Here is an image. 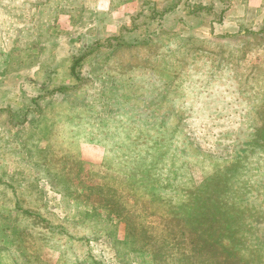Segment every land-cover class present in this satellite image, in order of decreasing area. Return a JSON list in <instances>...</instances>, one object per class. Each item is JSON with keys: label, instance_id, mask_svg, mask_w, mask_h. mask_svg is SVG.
Listing matches in <instances>:
<instances>
[{"label": "rangeland", "instance_id": "1", "mask_svg": "<svg viewBox=\"0 0 264 264\" xmlns=\"http://www.w3.org/2000/svg\"><path fill=\"white\" fill-rule=\"evenodd\" d=\"M234 230L264 264V0H0V264H245Z\"/></svg>", "mask_w": 264, "mask_h": 264}, {"label": "trees", "instance_id": "2", "mask_svg": "<svg viewBox=\"0 0 264 264\" xmlns=\"http://www.w3.org/2000/svg\"><path fill=\"white\" fill-rule=\"evenodd\" d=\"M162 13L163 11H161L158 14L161 15ZM145 37L146 36H144L142 40L147 39ZM207 226L211 227L210 225ZM201 227L203 228V226ZM234 232L235 230L233 232H228L230 236L228 238H225V240H223L221 244L215 245L217 247L221 246L220 251L223 250V252L221 251L222 252L221 256L223 257V259L220 260L219 262L223 263L224 261H228V258H233L235 261L238 256H242L245 257V264L252 263L253 258H249L250 250H249V243L247 242L246 237L245 236L240 237L239 235L233 236ZM236 232L239 233L237 229ZM241 235H246V234H241Z\"/></svg>", "mask_w": 264, "mask_h": 264}]
</instances>
